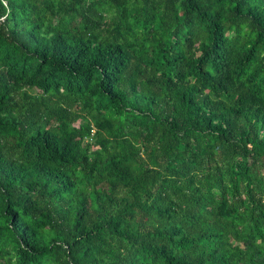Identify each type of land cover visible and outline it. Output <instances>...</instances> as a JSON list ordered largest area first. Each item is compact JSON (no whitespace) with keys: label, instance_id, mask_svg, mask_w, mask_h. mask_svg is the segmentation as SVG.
<instances>
[{"label":"trees","instance_id":"trees-1","mask_svg":"<svg viewBox=\"0 0 264 264\" xmlns=\"http://www.w3.org/2000/svg\"><path fill=\"white\" fill-rule=\"evenodd\" d=\"M0 17V264H264V0Z\"/></svg>","mask_w":264,"mask_h":264},{"label":"built area","instance_id":"built-area-1","mask_svg":"<svg viewBox=\"0 0 264 264\" xmlns=\"http://www.w3.org/2000/svg\"><path fill=\"white\" fill-rule=\"evenodd\" d=\"M3 20V17H0V21H2Z\"/></svg>","mask_w":264,"mask_h":264}]
</instances>
